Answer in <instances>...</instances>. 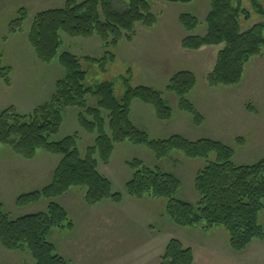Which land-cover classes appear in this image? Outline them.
<instances>
[{
  "label": "trees",
  "instance_id": "obj_1",
  "mask_svg": "<svg viewBox=\"0 0 264 264\" xmlns=\"http://www.w3.org/2000/svg\"><path fill=\"white\" fill-rule=\"evenodd\" d=\"M171 3H190L193 0H158ZM262 0H248L251 11L243 7V0H208L209 11L201 23L195 16L182 14L179 24L187 33L205 25L203 36H187L181 47L198 51L203 47L223 46L218 53L213 71L207 77L210 88L234 87L242 79L245 65L264 51V22L247 30L252 14L264 20ZM19 18L11 25L10 33H22L28 17L19 9ZM157 17L151 12L150 0H66L62 8L42 11L33 17L27 31V42L37 61H53L63 68L64 76L55 82L49 102L38 106L31 114H21L14 108L0 112V148L8 147L24 160H32L39 150L60 157L52 180L41 190L23 194L17 206L47 201L44 211L11 218L0 204V246L6 252H25L33 264H68L48 241L54 230H73V222L65 209L53 200L70 189H82V201L88 207L102 202L119 204L122 197L111 191V184L98 170L99 163L108 165L114 146L129 142L145 146L156 159L169 158L179 152L189 160H203L205 165L194 176L195 205L179 199L180 179L171 172L151 168L139 160L126 162L131 177L125 184L126 195L136 201L143 198L164 199L165 212L180 228H200L208 231L222 228L228 235L230 249L244 252L253 241L264 240L260 214L264 211V158L253 165H236L233 150L224 143L199 139L188 140L179 135L167 139H150L130 120L131 105L138 101L152 108L158 121L171 119V109L162 95L148 87L125 86L116 98L113 86L104 82L85 85L86 73L80 59L60 52V34L70 38L89 39L96 36L104 51L100 59L81 60L97 63L100 68L114 60L112 50L122 40L130 42L138 26L151 28ZM9 67H0V78L9 85ZM196 85L191 72L174 74L166 87L178 102V108L188 114L196 125L203 117L187 96ZM91 102L94 105H91ZM79 108V127L95 135L93 144L82 157L77 149V135L58 142L51 140L63 122L64 110ZM239 142V140H237ZM158 264H193L190 248L171 239Z\"/></svg>",
  "mask_w": 264,
  "mask_h": 264
},
{
  "label": "rangeland",
  "instance_id": "obj_2",
  "mask_svg": "<svg viewBox=\"0 0 264 264\" xmlns=\"http://www.w3.org/2000/svg\"><path fill=\"white\" fill-rule=\"evenodd\" d=\"M65 2L66 0H0V67H9L11 71L9 85L0 78V112L14 108L21 114H31L38 106L50 101L55 82L64 76L63 68L57 60L50 64L37 61L26 36L35 14L62 8ZM150 4L151 12L157 17L155 25L151 28L139 25L136 36L130 42L122 40L112 50L114 60L106 62L103 69L97 63L81 60L85 57H103L104 51L96 36L84 39L60 34V52H67L80 59L81 68L86 73V86L110 83L116 98L122 96L126 85L131 88L148 87L159 92L171 109V119L165 122L151 119L156 126L147 127L150 139L162 140L179 135L191 141L215 140L233 150L236 165H253L263 159L264 51L263 56L254 58L245 65L238 85L210 88L207 77L213 71L217 53L223 46L203 47L194 52L183 50V38L203 36L206 28L201 24L194 32L187 33L178 22L180 15L189 14L203 23L209 11L208 0H193L190 3L150 0ZM261 4L264 7V0ZM243 7L251 11L248 0H243ZM19 9L26 11L28 19L22 24V33L13 34L10 29L19 18ZM261 22L264 20L252 14L250 21L242 22L241 27L247 30ZM262 35L264 37V32ZM178 45L189 56L176 58L173 51ZM180 71L191 72L196 78V85L187 99L203 117V122L199 125L188 114L179 110L177 99L166 90L171 77ZM91 105L94 103L91 102ZM145 107L151 109L149 106ZM79 112V108L65 109L60 129L51 140L58 142L67 136L77 135V149L83 157L87 148L93 144L95 135L87 134L79 127ZM153 130L159 132L154 133ZM161 131L164 132L160 133ZM59 160L60 157L43 150L37 152L32 162L35 167H39L40 178L33 191L41 190L51 182L53 170ZM132 160L173 173L181 181L177 197L192 205L196 204L193 180L197 171L205 165L203 160H189L179 152L172 153L166 159H156L145 146L129 142L117 144L109 164L99 163L98 170L110 182L111 191L121 195L122 201L119 204L102 202L88 207L82 201L84 190L78 188H72L65 195L55 198L53 201L65 209L74 224L71 231L54 230L50 233L48 241L53 244L58 255L68 264H141L144 255L131 253L134 245L142 244V247L148 248L175 239L192 244L196 263H203L208 252L202 242L217 248L224 245V241L216 234L219 229L223 231L221 228L203 231L200 228L175 226L166 215L164 199L143 198L136 201L129 198L125 192V184L131 177V171L125 163ZM26 193H29L26 189H14L10 191V196L2 199L4 211L11 218L45 210L47 201L17 206V197ZM12 196H16L13 201ZM259 222L264 227V211L260 214ZM258 245L262 246L263 251L256 254L251 251L254 255L248 253L242 256L244 261L242 259L240 263L264 264V242ZM147 248L143 249L147 251ZM10 253L2 254L0 264H33L25 252ZM139 256L140 260L137 258ZM223 260L212 255L204 264H237L235 260Z\"/></svg>",
  "mask_w": 264,
  "mask_h": 264
},
{
  "label": "crops",
  "instance_id": "obj_3",
  "mask_svg": "<svg viewBox=\"0 0 264 264\" xmlns=\"http://www.w3.org/2000/svg\"><path fill=\"white\" fill-rule=\"evenodd\" d=\"M173 52L175 53V56H177L176 58L178 57L183 58V56H189L188 53H186V51L184 52L183 50L180 49L179 45L178 47H175V51ZM145 106L147 105H144V104L142 105V103H139L138 101H134L131 105L130 120L137 129L147 133L149 132L147 128L148 126L150 128L156 126L153 123L154 121H151V119L155 120V122H161V121H158L156 119L154 115V111L152 110L151 107H150L151 109H149L148 107H145ZM153 132L158 133L159 131L153 130ZM163 132L164 131H161L160 133H163ZM33 159L24 161L23 158L14 154V152L8 147L0 148V204L2 206H3L2 199H4V197L10 196V191L12 192L14 189L19 190V191L26 189V191L28 192H33V189H35V187L37 186L39 182V178H40L39 170H38L39 167L34 166L32 162ZM28 162H31V163H28ZM11 198L13 201L16 198V196H12ZM216 228H220V227H216ZM216 234L219 237H221V239L224 241V245H222V247L218 246L217 248L215 247V245H211L209 243L207 245L206 244L207 242L206 243L202 242L203 244L202 246L204 247L205 251L208 252V257H204L203 263H196L195 253L193 251L194 246L192 244H189L188 242H184L183 240H180V242H182L185 247L192 249L193 259H194L193 264H204L206 261H209V256L212 257V255L215 257H221L227 262L228 261L231 262L235 260V263L242 264V262L240 263V260L242 261L243 259L242 256H246L248 253H250V255H254L256 253H260L263 251L262 246L258 245V243L261 244L264 242V240L253 241L244 252L235 253L229 247L228 235H226L227 233L224 230L220 231L219 229ZM225 240H226V243H225ZM134 246L135 248L131 251V253H137V254L144 255L143 256L144 260L140 261L142 262L141 264H157L160 256L162 255L163 251L165 250L167 246V243L164 242L162 245L149 246L148 248L147 246L142 247V244H137ZM143 248H147V251ZM251 251L254 254H252ZM4 253L6 254V251H4L0 246V257H2L3 256L2 254ZM8 254H11V253L8 252ZM137 258L140 260V256ZM18 264H20V262Z\"/></svg>",
  "mask_w": 264,
  "mask_h": 264
}]
</instances>
